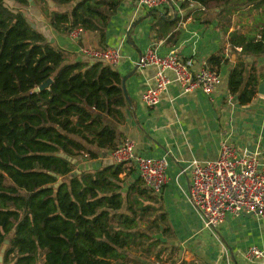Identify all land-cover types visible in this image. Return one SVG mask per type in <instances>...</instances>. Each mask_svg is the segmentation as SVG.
I'll use <instances>...</instances> for the list:
<instances>
[{
  "label": "trees",
  "instance_id": "16d2710c",
  "mask_svg": "<svg viewBox=\"0 0 264 264\" xmlns=\"http://www.w3.org/2000/svg\"><path fill=\"white\" fill-rule=\"evenodd\" d=\"M5 1L0 0V250L6 238L10 244L3 264H128L127 248L141 244L144 235L137 210L127 203L135 187L124 190L120 183L123 163L73 175L77 163L66 157L78 160L86 152L96 158L92 147L117 146L114 120L129 102L125 77L101 60L66 63V51ZM11 1L21 7L47 4ZM121 1L68 0L75 2L69 10L43 9L55 29L81 26L98 32L103 42ZM198 1L219 11L232 3ZM230 34L231 47H241L243 56L264 53V36ZM221 58L212 55L211 68ZM48 78V88L34 91ZM257 85V71L247 77L245 61L238 62L229 75L230 92L248 104Z\"/></svg>",
  "mask_w": 264,
  "mask_h": 264
},
{
  "label": "crops",
  "instance_id": "0c3cea01",
  "mask_svg": "<svg viewBox=\"0 0 264 264\" xmlns=\"http://www.w3.org/2000/svg\"><path fill=\"white\" fill-rule=\"evenodd\" d=\"M74 4H69L70 8ZM203 6L198 0L179 1L150 10L138 7L132 0H122L110 17L103 42H100L98 32L87 30L79 42L73 41L68 37L69 30L55 29L46 17L49 33L36 28L52 45L64 49L70 62L94 60L79 53L80 44L120 47L122 57L115 69L125 77L129 102L122 107L119 119L114 120L120 133L117 145L130 139L140 156L166 157L169 162L164 188L159 194L153 191L155 195L152 196L157 200L150 197L160 205L163 216L158 233L166 241L164 253L172 257V261L165 255L161 257H166L170 264L180 261L187 264H264L263 260L245 258L252 245L264 249V218L247 213L228 214L216 237L204 228L187 199L193 159L200 162L216 159L225 139L242 153L249 155L259 151V166L264 168V96L257 92L250 103L242 104L228 87L229 75L238 62L245 61L247 77L257 71L259 82L260 75L264 74V53L243 56L240 47H236V51L231 47L230 36L234 31L258 38L264 36V2L260 6L261 12L257 13L260 17L257 14L244 18L233 15L226 24L222 16L226 15L229 6L223 11L215 9L213 14H209L211 9ZM151 44H155L162 55L175 50L180 58L192 59L195 69L204 65L211 67L210 57L221 56L215 69L223 76V84L211 97L200 89L185 92L174 73L168 71L173 81L161 93L159 104L146 106L142 93L155 86L157 67L137 68L135 61ZM92 148L98 151V157L91 158L86 152L80 154L75 161L79 172L112 165L109 158L112 149ZM125 165L132 169H126ZM119 177L123 181L127 179V187H135L139 200L143 197L139 189L147 186L136 163H123ZM159 258L149 264H155Z\"/></svg>",
  "mask_w": 264,
  "mask_h": 264
},
{
  "label": "built area",
  "instance_id": "2783aa9c",
  "mask_svg": "<svg viewBox=\"0 0 264 264\" xmlns=\"http://www.w3.org/2000/svg\"><path fill=\"white\" fill-rule=\"evenodd\" d=\"M138 7L159 9L175 2L193 0H132ZM203 8H205L203 6ZM84 29L75 26L68 31V37L80 41ZM240 49H242L240 47ZM79 53L94 60L116 68L122 57L120 47H92L80 44ZM137 68L156 66L155 86L142 93V101L148 107L159 104L161 93L167 90L172 79L168 71H172L175 80L185 92L202 90L210 97L223 84V76L219 71L202 66L193 67L192 59L180 58L175 50L160 54L157 46L151 44L135 61ZM259 151L254 154L240 152L227 139L221 142L216 159L192 161L193 170L187 199L199 215L203 225L213 235L228 214L240 215L254 213L264 218V168L259 166ZM88 156V155H86ZM112 164L136 163L144 184L155 193H161L167 182L168 160L166 157H142L136 152L135 144L125 139L110 151ZM245 258L251 261H264V249L257 245L248 248ZM155 264H170L166 257H161Z\"/></svg>",
  "mask_w": 264,
  "mask_h": 264
},
{
  "label": "rangeland",
  "instance_id": "374dc122",
  "mask_svg": "<svg viewBox=\"0 0 264 264\" xmlns=\"http://www.w3.org/2000/svg\"><path fill=\"white\" fill-rule=\"evenodd\" d=\"M46 2H43V4H30L28 6H18L15 2L11 0H6L5 4L14 10H22L30 20L31 24L34 27H37L38 29L42 30L46 34L49 26L46 23L47 21L44 20L45 18V12L43 9V5L48 6L51 10H59V11H65L69 10V2L68 0H46ZM264 0L251 2L249 0H232V3L228 6L230 8H227L226 15L223 14L222 21L227 23L229 21L230 17L233 15H239V17L244 18L246 16L250 15H256L258 12H261L260 6ZM226 6V7H228ZM224 10V9H223ZM215 10H210L209 14H213ZM230 15V16H228ZM259 15V14H257ZM260 17V15H259ZM238 18H236V21ZM232 22V21H231ZM239 23V22H238ZM50 29V28H49ZM49 41V40H48ZM69 63V58H66V63ZM126 169H132V166L125 165ZM125 179V178H124ZM123 184V187L127 188L129 186V182L127 179L124 181L122 180L120 182ZM130 189V188H129ZM155 195L154 192L151 190H148L146 194H143V197L141 199L143 200H137V197L139 195L136 194V189H131L129 194V205H132L133 209L137 210L138 218H139V225L138 228L143 233L144 238L142 240L141 244H133L129 248H127V252L129 253V258L127 259L128 264H149L150 262L154 261L153 259L161 258V256L165 255L167 259L171 260L172 257L169 258L164 251H167V243L166 241H163L162 238H160V234L158 233L159 227H161L162 220H161V211H160V205L158 202L150 200L151 195ZM142 203V204H141ZM148 206L147 209H143L142 206ZM132 209V210H133ZM129 214H131V210L128 211ZM205 228V227H204ZM218 229H216V234L213 236L218 237ZM163 237V236H162ZM208 239V237H207ZM152 243V245L150 244ZM172 261V260H171ZM178 263V261L176 262ZM179 264H187L184 261H180Z\"/></svg>",
  "mask_w": 264,
  "mask_h": 264
},
{
  "label": "water",
  "instance_id": "95a60500",
  "mask_svg": "<svg viewBox=\"0 0 264 264\" xmlns=\"http://www.w3.org/2000/svg\"><path fill=\"white\" fill-rule=\"evenodd\" d=\"M173 14H174V18L176 17V11L174 10L173 11ZM53 82V79L52 78H48L45 82H43L40 86L34 88V91H40V90H44L46 88H48L51 83ZM125 82V80H124ZM257 91L260 95H263L264 96V74H261L260 75V78H259V82H258V86H257ZM69 160H71L72 162H75L76 159L75 158H72L70 156H66ZM79 172V170H75L73 172V175L77 174ZM248 215H253L254 213H247ZM10 244V238H6L2 247H1V250H0V264H3V261H4V256H5V252L7 250V247L8 245Z\"/></svg>",
  "mask_w": 264,
  "mask_h": 264
}]
</instances>
